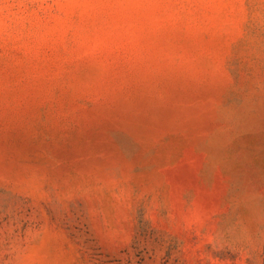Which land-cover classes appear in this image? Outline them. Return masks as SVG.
I'll return each mask as SVG.
<instances>
[{"label": "rangeland", "instance_id": "obj_1", "mask_svg": "<svg viewBox=\"0 0 264 264\" xmlns=\"http://www.w3.org/2000/svg\"><path fill=\"white\" fill-rule=\"evenodd\" d=\"M0 264H264V0H0Z\"/></svg>", "mask_w": 264, "mask_h": 264}]
</instances>
